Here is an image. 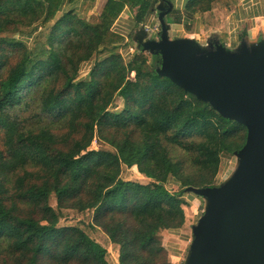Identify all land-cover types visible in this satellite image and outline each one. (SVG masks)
<instances>
[{
	"label": "trees",
	"instance_id": "16d2710c",
	"mask_svg": "<svg viewBox=\"0 0 264 264\" xmlns=\"http://www.w3.org/2000/svg\"><path fill=\"white\" fill-rule=\"evenodd\" d=\"M76 1L0 0V264H110L82 227L59 225L65 209L92 210L120 264H172L162 232L186 224L187 188L217 186L247 128L161 75V55L118 51L115 21L128 6L141 23L152 0H107L98 21L65 8ZM123 165L150 181L124 179Z\"/></svg>",
	"mask_w": 264,
	"mask_h": 264
},
{
	"label": "water",
	"instance_id": "95a60500",
	"mask_svg": "<svg viewBox=\"0 0 264 264\" xmlns=\"http://www.w3.org/2000/svg\"><path fill=\"white\" fill-rule=\"evenodd\" d=\"M158 9L160 38L141 25L137 48L161 55V75L247 128L233 175L221 185L187 188L209 203L193 227L186 264H264V41L230 50L217 41L172 39L165 20L172 4Z\"/></svg>",
	"mask_w": 264,
	"mask_h": 264
},
{
	"label": "crops",
	"instance_id": "0c3cea01",
	"mask_svg": "<svg viewBox=\"0 0 264 264\" xmlns=\"http://www.w3.org/2000/svg\"><path fill=\"white\" fill-rule=\"evenodd\" d=\"M165 1L172 4L171 11L165 15L172 39L191 38L204 46L217 41L230 50L239 49L243 42L255 45L264 40V0H217L210 10L196 13L187 10L189 0ZM165 1L152 0L153 7L141 23L137 22L135 11L127 6L115 21L113 30L124 37V42L132 39L136 43L135 31L141 26L138 27V24L155 25L158 8ZM87 2L92 4L87 0H78L71 4L67 2L65 8L77 13Z\"/></svg>",
	"mask_w": 264,
	"mask_h": 264
},
{
	"label": "rangeland",
	"instance_id": "374dc122",
	"mask_svg": "<svg viewBox=\"0 0 264 264\" xmlns=\"http://www.w3.org/2000/svg\"><path fill=\"white\" fill-rule=\"evenodd\" d=\"M107 0H99L98 3L95 1L91 3L87 2L85 5L82 6V9L77 12L83 17H86L93 21H98L100 13L103 9L104 4ZM95 6L94 9L92 7ZM97 7V8H96ZM130 8V7H129ZM131 9V8H130ZM132 11V9H131ZM156 18L155 25L159 24V18L158 14ZM166 19V18H165ZM158 21V22H157ZM143 24H138V27ZM144 28L146 27L143 25ZM137 27V28H138ZM139 29L135 31L138 32ZM11 36V34L9 35ZM159 34L152 35V38H160ZM150 37V38H151ZM18 38H21L22 40H25V37L18 36ZM42 40H44L41 37ZM32 40V39H31ZM264 41V40H263ZM26 42L31 46V41L26 38ZM137 43V42H136ZM132 39L129 42H123L121 43V47L119 48V52H121L126 60H130L132 56L135 54V52H139L138 48H136V44ZM143 52V51H141ZM148 55H152L149 52H145ZM102 57V56H101ZM97 59L93 58V61ZM93 61H91L93 63ZM90 61L86 65L82 67V70L80 72L79 78L82 80H89L90 78V70L92 67V63ZM133 76V74H131ZM123 107V102L121 99L116 98L112 109L118 110ZM91 149L95 150H102V149H111V147L102 142L99 138H95ZM239 165V158L236 154H226L222 158L220 170L217 177V185H221L225 183L235 172ZM121 176L126 180H133V181H140L142 183H147L150 180L143 176L141 174L136 166L128 167L126 165H123L122 167V173ZM168 187L171 190H175L177 187L174 183L168 184ZM186 199L189 200V205L186 207L187 214H188V221L186 225H184L181 229H179L177 232L175 231H163L162 232V239L163 244L167 248L170 260L172 264H186L187 259L190 254V248L191 243L194 239V232L193 227L197 225L198 220L200 217H202L207 210V202L209 203V199L204 196L196 195L195 193L190 192L188 196H186ZM51 204L57 208V200L55 196L51 197ZM93 218V211L89 210L86 212H79L77 210L72 209H65L62 211L61 219L59 225L61 226H69V225H76L79 227H82L92 238H94L96 241L101 243L103 246L106 247L108 251V261L110 264H120L119 263V249L118 246L113 244L107 235L100 229V228H94L90 224L92 222Z\"/></svg>",
	"mask_w": 264,
	"mask_h": 264
},
{
	"label": "built area",
	"instance_id": "2783aa9c",
	"mask_svg": "<svg viewBox=\"0 0 264 264\" xmlns=\"http://www.w3.org/2000/svg\"><path fill=\"white\" fill-rule=\"evenodd\" d=\"M145 29L148 32V34L155 35V34H159L161 31V26L160 24L157 25H145Z\"/></svg>",
	"mask_w": 264,
	"mask_h": 264
}]
</instances>
